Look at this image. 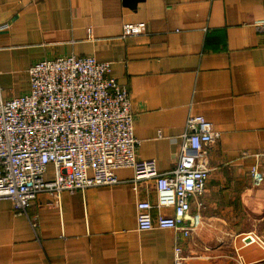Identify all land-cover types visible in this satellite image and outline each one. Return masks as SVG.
<instances>
[{"label":"crops","instance_id":"0c3cea01","mask_svg":"<svg viewBox=\"0 0 264 264\" xmlns=\"http://www.w3.org/2000/svg\"><path fill=\"white\" fill-rule=\"evenodd\" d=\"M127 22L144 31L123 37ZM68 54L111 64L130 94L136 156L160 171L175 166L188 115L218 131L193 229L138 230L139 200L154 217L172 209L123 167L116 184L41 192L25 213L0 199V264H173L175 244L187 264H264V0H0L4 97L28 90L34 61Z\"/></svg>","mask_w":264,"mask_h":264},{"label":"built area","instance_id":"2783aa9c","mask_svg":"<svg viewBox=\"0 0 264 264\" xmlns=\"http://www.w3.org/2000/svg\"><path fill=\"white\" fill-rule=\"evenodd\" d=\"M122 28L123 37L137 35L144 24ZM28 77V90L17 96L4 97L0 86V199L25 213L41 192L58 199L64 191L113 185L119 182L116 170L129 167L134 188L153 181L156 206L172 209L154 217L153 205L139 200L137 229L189 234L191 199L204 189L207 147L219 135L203 115L187 116L176 164L160 171L154 159L136 156L130 94L111 75L109 62L93 55L43 58L29 66ZM251 173L257 175V163ZM173 264H187L179 244L173 246Z\"/></svg>","mask_w":264,"mask_h":264}]
</instances>
